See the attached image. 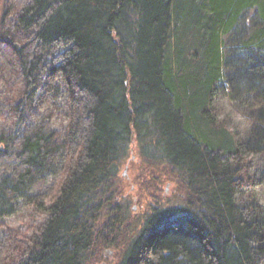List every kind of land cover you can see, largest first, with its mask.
Instances as JSON below:
<instances>
[{
    "label": "trees",
    "instance_id": "16d2710c",
    "mask_svg": "<svg viewBox=\"0 0 264 264\" xmlns=\"http://www.w3.org/2000/svg\"><path fill=\"white\" fill-rule=\"evenodd\" d=\"M0 264H264V0H0Z\"/></svg>",
    "mask_w": 264,
    "mask_h": 264
},
{
    "label": "rangeland",
    "instance_id": "374dc122",
    "mask_svg": "<svg viewBox=\"0 0 264 264\" xmlns=\"http://www.w3.org/2000/svg\"><path fill=\"white\" fill-rule=\"evenodd\" d=\"M132 151L130 158L127 160L120 169V176L122 179V186L120 187L121 192L128 196L130 195L133 201V210L136 213V217L142 215L147 211L152 202V190L156 187L157 179L160 178L161 181H166V168L161 164H150L144 161L137 151V143L133 142ZM159 187L164 191V194L168 197L174 193V184L171 182H164L160 184ZM28 214H19L11 227L15 229H20L26 227L30 223ZM104 259L107 261L113 260V252H105Z\"/></svg>",
    "mask_w": 264,
    "mask_h": 264
}]
</instances>
